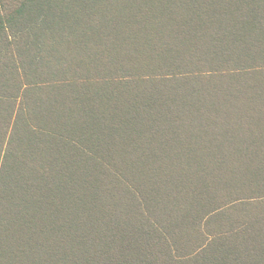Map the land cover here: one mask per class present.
Wrapping results in <instances>:
<instances>
[{"label":"trees","instance_id":"16d2710c","mask_svg":"<svg viewBox=\"0 0 264 264\" xmlns=\"http://www.w3.org/2000/svg\"><path fill=\"white\" fill-rule=\"evenodd\" d=\"M0 264H264V0H0Z\"/></svg>","mask_w":264,"mask_h":264}]
</instances>
